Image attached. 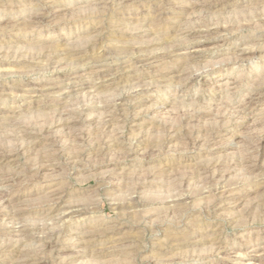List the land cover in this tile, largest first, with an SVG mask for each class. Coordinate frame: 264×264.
I'll return each instance as SVG.
<instances>
[{
  "label": "rangeland",
  "instance_id": "rangeland-1",
  "mask_svg": "<svg viewBox=\"0 0 264 264\" xmlns=\"http://www.w3.org/2000/svg\"><path fill=\"white\" fill-rule=\"evenodd\" d=\"M0 264H264V0H0Z\"/></svg>",
  "mask_w": 264,
  "mask_h": 264
},
{
  "label": "bare ground",
  "instance_id": "bare-ground-1",
  "mask_svg": "<svg viewBox=\"0 0 264 264\" xmlns=\"http://www.w3.org/2000/svg\"><path fill=\"white\" fill-rule=\"evenodd\" d=\"M161 8V7H160Z\"/></svg>",
  "mask_w": 264,
  "mask_h": 264
}]
</instances>
